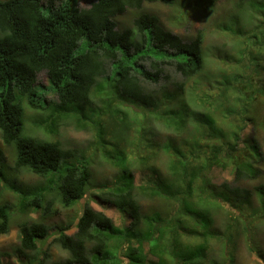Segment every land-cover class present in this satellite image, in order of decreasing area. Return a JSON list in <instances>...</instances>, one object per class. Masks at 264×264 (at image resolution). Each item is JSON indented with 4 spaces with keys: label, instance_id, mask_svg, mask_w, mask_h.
Returning <instances> with one entry per match:
<instances>
[{
    "label": "trees",
    "instance_id": "1",
    "mask_svg": "<svg viewBox=\"0 0 264 264\" xmlns=\"http://www.w3.org/2000/svg\"><path fill=\"white\" fill-rule=\"evenodd\" d=\"M177 1L94 0L81 9L80 0H0L2 141L14 148L17 171L52 182L19 190L5 177L0 148V178L20 197L17 215L0 205V235L19 220L17 264L45 262L32 254L50 237L46 194L64 209L82 208L74 235L56 231L54 244L69 254L64 264H220L210 258L214 242L235 264L242 237L263 257L249 235L255 221L264 228V182L256 185L264 177V0L237 2L238 15L252 18L245 24L214 18L218 33L234 36L242 65L216 97L186 90L205 71V33L185 40L145 10ZM206 2L209 16L223 18L227 0L198 5ZM130 12L137 13L132 26H121ZM43 72L48 88L37 85ZM27 110L45 116L33 122L35 132L26 128ZM62 127L94 133L95 153L118 171L114 183L93 192L92 157L50 138ZM160 154L168 158L163 167ZM215 171L233 180L217 184ZM92 201L126 223L117 226ZM221 216L227 223L218 225Z\"/></svg>",
    "mask_w": 264,
    "mask_h": 264
},
{
    "label": "rangeland",
    "instance_id": "2",
    "mask_svg": "<svg viewBox=\"0 0 264 264\" xmlns=\"http://www.w3.org/2000/svg\"><path fill=\"white\" fill-rule=\"evenodd\" d=\"M203 0H178L175 7L170 8L164 4H151L147 5L145 10L157 15L165 28L174 31L175 34L180 35L185 40H193L198 33H205V43L203 45L204 50L206 51L205 60L207 65L205 71L190 80L186 83V90L189 91L190 95L198 96H211L216 97L219 94V89L222 88V83L225 78L235 76L239 74V71L242 72V65L237 63V55L234 50L235 38L233 35L229 34L227 31H220L218 33L217 26H215L214 18L222 19L219 24H222L224 21L228 23L229 19H235V22L242 20V23L245 24V21H250L252 18L249 14L244 13L238 15L239 11L234 8L237 5L239 0H227L228 4L225 2L226 11L222 12V17H211L207 11L206 2L204 6L198 5V3ZM94 0H80V8L88 9ZM220 4V3H219ZM218 6V4L216 3ZM224 10V4L220 6ZM137 16V13L130 12L126 16L120 19V24L123 27H131L133 20ZM240 22V21H239ZM38 86L48 88L49 80L45 72L39 74L38 76ZM50 99H54V95L49 94ZM224 111L226 108L223 109ZM27 122L26 128L28 131L35 132L37 131L35 125L36 121L41 120L44 115H36L31 110H27ZM248 129L246 132L249 133ZM41 138L44 139L46 134L39 133ZM49 138V137H48ZM54 138L56 142H59L64 149H70L77 152V154L92 157L91 161V170L93 173L92 189L93 192H97V187L102 184L111 185L114 183L118 177L117 169L105 163L103 155L100 152H96V147L94 146V133L87 131H79L75 127H62L59 131V135ZM49 138V139H50ZM0 148L4 150L7 155V166L5 169V177L14 185L21 190V187L24 189L36 190L41 187H49L52 182L48 179H42L37 177L28 171H17L15 169V151L13 147L6 146L1 137L0 133ZM95 153V154H94ZM167 157L164 154L159 155L158 165L163 167L162 163L167 162ZM141 173H136L137 183H141ZM58 176V175H57ZM212 178L215 183L221 184L225 181L231 182L233 180L230 171H215L212 174ZM264 178V177H263ZM256 182L257 184L263 183L264 179ZM0 178V205L2 203L9 204L13 207L12 214L17 215V206L19 204L20 197L15 194L12 190L9 189L6 181H2ZM49 202H52V212L44 220V223L49 226L51 229L50 237L45 243H39L40 251L39 253H34L32 256L38 257L40 261H44V264H64L69 260V254L62 250L58 245L54 244V240L57 238V230L60 227L71 228L70 231H67L68 235H74L77 232L76 223L79 216L81 215L82 208L80 205L74 207L73 209H64L58 198L55 194H46ZM92 207L97 211L104 212L117 226L122 227L126 220L121 217L118 211L114 209H105L92 201ZM40 215L34 214L33 218L37 219ZM227 223L226 217L221 216L218 218V225ZM232 223V222H230ZM19 220L16 219L14 224L11 226V230L7 235H0V255L2 256L3 264H17L15 251L20 246V234L18 228ZM234 224V223H232ZM250 232L251 241L253 245L262 250L264 254V228L257 222L251 223ZM73 226V227H72ZM237 241V239H235ZM250 244H246L245 239L242 237L238 241L236 246L235 255V264H264V255L259 257L257 253H252L249 248ZM213 252L211 253V260L214 259L220 264H229V261L226 260V257L222 258L221 254L223 251V245L221 242H214L212 244ZM226 255V253L224 252ZM27 259H24V262H27Z\"/></svg>",
    "mask_w": 264,
    "mask_h": 264
}]
</instances>
